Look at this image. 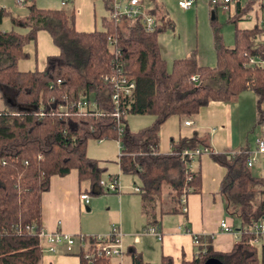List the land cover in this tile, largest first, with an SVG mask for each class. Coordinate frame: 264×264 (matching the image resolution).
I'll return each instance as SVG.
<instances>
[{
    "label": "trees",
    "instance_id": "obj_1",
    "mask_svg": "<svg viewBox=\"0 0 264 264\" xmlns=\"http://www.w3.org/2000/svg\"><path fill=\"white\" fill-rule=\"evenodd\" d=\"M33 1L23 4L22 16L0 7V264H39L40 196L48 190L52 176L64 177L74 171L79 184L98 185L105 168L86 156L88 141L120 145L119 170L139 181L142 211L147 216L155 207L153 196L159 195L161 180H153L162 168L180 167L178 181L171 185L174 203L182 191L200 190L199 172L188 173L179 153L204 147L201 136L193 133L189 139H178L171 144L170 155L156 153L158 129L169 117L187 119L209 102H231L250 91L256 122L264 123V108L260 109L264 70L243 67L247 57L263 53L259 41L263 29L258 24L247 30L236 27L255 6L253 1L238 3L234 14L227 17L226 23L233 26L229 48L223 45L217 19L210 21L213 68L200 66L191 51L172 61L169 69L159 55L157 35L171 25L166 24L155 0H147L151 5L144 10L155 22L151 32H146L138 19L115 22L103 18L101 30L91 33L74 30L72 12L38 9ZM6 18L10 29L2 31ZM16 28L28 30L19 33ZM39 30L47 32L59 53L46 57L41 71L19 72L17 62L27 57L22 49L34 42ZM109 37L115 40L114 57L107 47ZM115 65L134 81L131 97L123 99L118 110L120 133L111 116L110 88L102 82L103 77L115 73ZM81 100L94 103L100 115L70 106ZM127 116H150L152 120L145 128L130 132ZM211 159L224 169L219 194L225 214L238 222V240L229 251L218 252L211 248L208 237H196L198 253L181 264H203L207 258L221 264H264V243L258 249L249 246L255 236L244 230L264 218V178L250 172L242 154L232 158L212 154ZM30 227L32 233L27 231ZM130 255L132 264H144L138 256ZM78 257L79 264H89L81 252ZM91 264L108 262L97 258ZM159 264H171V258L161 256Z\"/></svg>",
    "mask_w": 264,
    "mask_h": 264
},
{
    "label": "crops",
    "instance_id": "obj_2",
    "mask_svg": "<svg viewBox=\"0 0 264 264\" xmlns=\"http://www.w3.org/2000/svg\"><path fill=\"white\" fill-rule=\"evenodd\" d=\"M13 1L15 3V0ZM178 1L155 0L165 16L166 24L171 25V28L157 35L161 59L169 69L172 61L184 58L189 52L195 51L200 66L213 68L215 54L209 23L213 18L217 19L219 12L226 17L222 20L224 23L227 17L234 14L235 7H229L228 14H226L219 9H209L206 0H194L189 9L182 10L177 6ZM246 1L240 3L244 4ZM8 2L9 0H0V7L9 9L11 6ZM60 3L61 0L33 1L38 9L64 8L67 13L72 12L74 30L78 33H91L101 30L100 21L107 17V6H110L111 0H71L64 6ZM150 5L147 0L141 3L143 10L149 8ZM18 8L21 7L18 6ZM255 11L254 6L237 22L238 24L240 21L248 20L252 23L250 28L241 29L237 27V24L236 27L240 30L251 29L254 24L262 27L259 14L257 12L253 14ZM15 13L24 15L23 10L15 11ZM217 22L220 23L218 19ZM3 25L2 31H8L10 25ZM26 30L28 28H16L19 33H24ZM232 32L233 29L231 36ZM220 34L223 45L229 48V44L232 45L231 38L228 34L225 35L221 25ZM262 38L263 35L260 36L259 41ZM22 51L27 57L17 62L19 72L41 71L46 57L56 56L59 53L52 45L47 32L43 30L37 31L34 42H29ZM247 93L251 92L245 91L231 102H209L205 107L200 108L196 115L187 119L171 116L158 129L156 153L159 155H170L172 143L178 139H189L193 133L201 136L204 147L211 151V154L200 155L186 165L188 173L199 172L200 190L198 193H190L191 189L182 191L178 202L174 203L171 199L173 195L171 185L178 181L180 167L174 165L171 168H162L153 180L154 182L161 180L159 195L153 196L155 207L152 213L146 216L142 211L143 193L132 191L133 186H138L131 179L129 182H122L120 178V190L109 194L103 192L98 185L91 187L86 181L79 184L76 173L70 171L64 177L52 176L49 179L48 190L41 194L40 228L49 234L61 233L74 237L78 235L89 237L106 235L112 225L118 226L122 234L123 253L120 257L110 258L107 261L108 264H132L131 253L138 256L144 264H159L161 256L170 257L171 264L191 261L199 251L193 243V236L208 237L214 251H229L238 240V222L225 214L219 194L224 169L212 161L211 155L251 150L254 147L257 139L251 145L249 143L244 145L240 141L241 122L244 112L246 114L245 109L248 107L249 110L250 103L254 104V99L250 98ZM263 108L264 103L260 106V109ZM186 120L190 121L189 126L183 125ZM103 142V140L96 141L98 145ZM116 145L119 157V144L116 142ZM101 158L92 157L105 168L100 180L110 179L116 173L121 174L118 158L115 162V170L111 171H108L106 163L101 161ZM255 170H261V168H253L250 172L254 175ZM82 193L89 198L85 206H82L78 200L79 194ZM181 198H183V206ZM182 207L185 209L184 212L181 210ZM220 222L228 225L232 233L221 231ZM149 229L156 230L159 239L155 235L145 233ZM134 238L137 239L136 242ZM261 243H264V235L259 237L252 247L258 249ZM39 246L41 249L39 264H79L78 253L83 249L75 245L67 250L65 244L60 243L53 247V251H48L44 241H41Z\"/></svg>",
    "mask_w": 264,
    "mask_h": 264
},
{
    "label": "built area",
    "instance_id": "obj_3",
    "mask_svg": "<svg viewBox=\"0 0 264 264\" xmlns=\"http://www.w3.org/2000/svg\"><path fill=\"white\" fill-rule=\"evenodd\" d=\"M30 0H15V4L22 7L25 2ZM71 0H61V6ZM143 0H111L109 10L107 12V20L119 22L122 19L133 20L138 19L146 32H151L155 26V22L152 17L147 15L141 3ZM246 0H206L207 7L209 9H219L222 12L228 14L229 7H235L238 3ZM255 3L256 11L254 13H259L260 21L262 23L263 38H264V0H250ZM194 0H179L177 6L182 10L189 9ZM261 42V40H260ZM264 46V39L262 41ZM107 47L110 53L116 56L115 50V40L112 37L107 39ZM244 68L251 69H262L264 70V51L262 54H255L246 58L243 65ZM115 73L102 78V82L109 86L110 94V104L112 107L111 116L115 118L118 125V132H121V126L119 125V114L118 110L123 99L130 98L134 89V81L128 75H126L121 67L118 65L114 66ZM191 81H195V77L190 78ZM78 112H84L86 110L94 112L95 116L100 115V112L95 107L94 103H87L84 100L78 101L73 105ZM64 110V108H59ZM184 126H189L190 121L186 120L183 122ZM121 147L119 145V152ZM203 154H211V151L207 147L184 149L179 153V158L183 164L187 165L190 161L198 158ZM228 157H234L236 155H244L246 157L245 164L250 170L257 167L264 168V137L259 138L255 141L254 147L251 150H241L235 152L225 153ZM120 155V154H119ZM188 171V169H187ZM98 187L105 193L114 194L120 190V174L113 175L110 179L99 180ZM132 191L135 193H140L141 190L138 187L133 186ZM88 196L86 194H79L78 200L82 206L88 203ZM183 206V198H181ZM182 212L185 211L182 207ZM219 228L225 233H232V229L226 225L224 222L219 223ZM245 232L253 234L254 239L248 242L249 246L252 247L254 243L257 242L259 237L264 235V218L256 223L247 226ZM32 233L33 228L30 227L27 230ZM145 233L150 235H155L159 239L158 232L154 229H149ZM36 237L39 241H44L47 244V250L53 251V247L57 244L63 243L67 250L72 249L73 246H79L82 249L81 258L86 261V263H93L97 258H103L108 261L112 257H120L123 253L121 246L122 234L118 226L112 225L109 232L106 235H93L89 237L85 236H70L61 233H46L41 228L36 232ZM197 236H193V243L198 245ZM134 238V242H136Z\"/></svg>",
    "mask_w": 264,
    "mask_h": 264
},
{
    "label": "rangeland",
    "instance_id": "obj_4",
    "mask_svg": "<svg viewBox=\"0 0 264 264\" xmlns=\"http://www.w3.org/2000/svg\"><path fill=\"white\" fill-rule=\"evenodd\" d=\"M8 5H10L11 7L9 8V10H11L13 13L15 11H21L25 10V8L21 7L18 8V6L15 5L13 0H9ZM147 7V4H146ZM226 17H224L223 15H221V13H218L217 19L220 22L219 24L221 25V27H223V32L225 33V35L228 34V37L230 36L231 41H232V36L230 35L231 30L233 29L232 24H226V21H224L223 23V19L225 20ZM10 25L9 20L6 18L3 23H2V27L1 30L3 29L4 25ZM252 25L251 22H248V20H243L240 21L237 24L238 28H250ZM10 29V28H9ZM8 29V30H9ZM98 29V28H97ZM264 38H262L261 42L263 41ZM55 48H57L54 44H52ZM229 46L231 47V44H229ZM57 51L59 52L58 48ZM248 96H250V98H253V95H251V93H247ZM251 100V99H250ZM246 114L244 112V118L241 122V130H240V141L242 144L245 145V143H249V145L253 144L255 139H259L264 137V128H262V125L257 124L256 122V117H255V99H254V104L250 103V108L248 110V107H246L245 109ZM248 111V113H247ZM151 117L150 116H127L126 117V124H127V128L129 129L130 132H136L142 128H145L146 126H148L151 122ZM104 142L101 144H97L95 140H90L87 142L86 144V150H87V156L90 157L92 159V157H105V158H101V161H104V163H106L107 169L108 171L110 170H115L116 168V159L118 158V151H117V145L115 141H107V140H103ZM117 156V157H116ZM109 157V158H108ZM102 163V164H104ZM117 171V169H116ZM254 175L260 178H264V168L261 167V170H255ZM118 173H116L117 175ZM120 178L122 179V182H129V180L131 179L133 181V183L136 186H140L139 185V181L136 179V177L133 176H128V175H121L120 174ZM106 180V179H103ZM123 188L124 186L121 185ZM110 229V228H109ZM114 264V263H113Z\"/></svg>",
    "mask_w": 264,
    "mask_h": 264
},
{
    "label": "water",
    "instance_id": "obj_5",
    "mask_svg": "<svg viewBox=\"0 0 264 264\" xmlns=\"http://www.w3.org/2000/svg\"><path fill=\"white\" fill-rule=\"evenodd\" d=\"M203 264H221L217 259L215 258H207Z\"/></svg>",
    "mask_w": 264,
    "mask_h": 264
}]
</instances>
